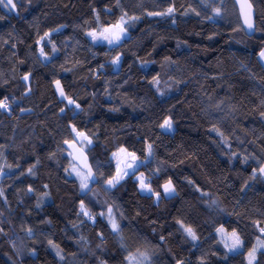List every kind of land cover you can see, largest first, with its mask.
Returning <instances> with one entry per match:
<instances>
[{"label": "trees", "instance_id": "obj_1", "mask_svg": "<svg viewBox=\"0 0 264 264\" xmlns=\"http://www.w3.org/2000/svg\"><path fill=\"white\" fill-rule=\"evenodd\" d=\"M250 2L252 35L234 0L0 4V264H248V253L264 264V0ZM100 11L127 38L93 43ZM73 129L91 142L97 183L85 192L68 176ZM119 148L159 199L139 192L136 172L104 187Z\"/></svg>", "mask_w": 264, "mask_h": 264}, {"label": "rangeland", "instance_id": "obj_2", "mask_svg": "<svg viewBox=\"0 0 264 264\" xmlns=\"http://www.w3.org/2000/svg\"><path fill=\"white\" fill-rule=\"evenodd\" d=\"M164 5H170L169 2H165ZM149 9V8H148ZM150 10V9H149ZM103 11H100L99 16L101 17V21H102V25L99 28H94L93 30H91V32L88 33V37L89 39L95 43V44H106L109 46H113L116 45L120 42H122L124 40V38H127L128 31L127 29L123 26L124 25V20L117 23V24H112V25H108L105 24L103 21ZM117 25H119L120 27H122L124 29L123 32L120 31V27H117ZM94 34V35H93ZM95 37V38H94ZM119 37V38H117ZM111 41V42H110ZM261 52H264V49H261L258 52V58L260 63H262L263 65V69L260 72V74L264 75V57L261 56ZM118 63V59L115 60V65H117ZM55 87H56V91L57 94L59 96L60 99L65 98V94L63 93V95H61V91L63 92V89L61 87V84L59 82L54 83ZM248 119L246 120V125L249 126L251 125L252 122V117H247ZM167 120H170L169 118ZM165 121V120H164ZM171 121V120H170ZM164 124V123H163ZM162 124V125H163ZM161 125V130L164 132H168L171 133L173 131V123L171 121V128H166V127H162ZM72 135H73V140L77 142V144L84 150L86 151L87 148L90 147L91 142L89 140V138L87 136H85L83 133L76 131L75 129L72 130ZM67 156H69V154L67 153ZM114 158H115V167H116V173L114 174V176L109 180V181H113L114 178L116 177H120L118 180H116L114 183H109V181L107 183L104 184V187L106 189H109V187L113 186L114 184L120 182L121 179H123L125 176L129 175L132 172H136L139 165H140V161L139 159L136 157V155H134L132 152H128L125 148H119L114 154H113ZM264 169V167L262 168ZM261 171V170H260ZM264 175V172H262ZM68 176L70 178H73L75 180L78 181L79 185H80V189L85 192L88 191V188L91 186V181L90 179H88V176L86 175V173L79 168L77 165H75L72 161L68 167ZM137 180V187L139 188V192L142 194H152L153 191L151 190V187H149L146 183L145 180V176L144 173L141 172H136L135 176H134ZM142 182L143 185H145V187H142ZM170 183L171 188L174 189V191L172 192H165V185H168ZM82 184L86 185V187H82ZM175 187L174 185H172L171 182H166L163 184V190H162V196L164 197H172L175 193ZM154 194L155 199H159L160 198V194ZM106 221L108 222V225L110 227V229L116 233L117 235H119V231H118V226L116 223V220H114V216H113V212L111 209H107V211L104 214ZM113 223L116 224V230L113 229ZM235 232H227L225 230L224 227H220L217 231V235L218 237H220L225 245V247L228 248L229 252H237V251H241L242 247V242L240 239V244L237 247H233V245L235 244V237L237 236V234L235 233V236L233 235ZM256 257L254 255V253H252L251 255L248 253L247 255V262L248 264H253L255 261ZM127 263L128 264H146V257L141 255V254H134V255H129L127 258Z\"/></svg>", "mask_w": 264, "mask_h": 264}, {"label": "water", "instance_id": "obj_3", "mask_svg": "<svg viewBox=\"0 0 264 264\" xmlns=\"http://www.w3.org/2000/svg\"><path fill=\"white\" fill-rule=\"evenodd\" d=\"M4 1L7 4V0ZM234 2L237 11L239 12V18L242 22L243 28L249 35H252L254 29L253 20L255 15V10L253 9L252 3L250 0H234ZM8 7L13 12L16 11L12 5H8ZM246 19H250L253 25L252 28L248 27L247 23L245 22ZM63 147L69 152V158H71V161L86 173L88 179L91 181V184H96L97 178L93 168L91 167L90 158L88 157L87 153L77 144L76 141H66L64 142Z\"/></svg>", "mask_w": 264, "mask_h": 264}, {"label": "snow or ice", "instance_id": "obj_4", "mask_svg": "<svg viewBox=\"0 0 264 264\" xmlns=\"http://www.w3.org/2000/svg\"><path fill=\"white\" fill-rule=\"evenodd\" d=\"M3 3H4V0H0V4H3ZM8 5H12V7L15 8V4L13 3V0H7V4H5V7H7ZM172 11H173L172 8H169V9H168V12H169V13H171ZM132 19H135V18H132ZM245 22L247 23V25H248L249 28H252V27H253V25H252L250 19H246ZM117 27H120V26L117 25ZM120 31L123 32L124 29H123L122 27H120ZM46 35H47V34H46ZM93 35H94V34H93ZM94 38H95V37H94ZM117 38H119V37H117ZM110 42H111V41H110ZM41 52H42V54H43V50H41ZM261 56L264 57V52H261ZM114 63H115V61H114ZM25 79H27V77H25ZM60 94L63 95V92L61 91ZM69 102L72 103V101H69ZM0 107H2V108H7L8 105H7L6 103H4V102H0ZM162 127L171 128V121L166 119L165 122H164V124L162 125ZM29 171H31V170H29ZM261 172H264V169H261ZM119 178H120V177H116V178H114L113 181H109V183H114V182H115L116 180H118ZM82 187H86V185L82 184ZM142 187H145V185H143V182H142ZM164 190H165V192H172V191H174V189L171 188L170 183H169L168 185H165V189H164ZM82 207H83V205H82ZM85 215H87V213H85ZM116 227H117L116 224L113 223V229H114V230H116ZM186 231H187L190 235H192V238H193V239L196 238L195 235H194V233H192V230H191L190 228L186 229ZM233 235L235 236V233H234ZM239 244H240V239H239L238 236H236V237H235V244L233 245V247H237V246H239ZM250 255H251V254H250Z\"/></svg>", "mask_w": 264, "mask_h": 264}, {"label": "built area", "instance_id": "obj_5", "mask_svg": "<svg viewBox=\"0 0 264 264\" xmlns=\"http://www.w3.org/2000/svg\"><path fill=\"white\" fill-rule=\"evenodd\" d=\"M5 103V102H4Z\"/></svg>", "mask_w": 264, "mask_h": 264}]
</instances>
